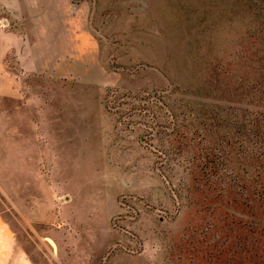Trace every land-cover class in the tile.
<instances>
[{
    "label": "rangeland",
    "instance_id": "374dc122",
    "mask_svg": "<svg viewBox=\"0 0 264 264\" xmlns=\"http://www.w3.org/2000/svg\"><path fill=\"white\" fill-rule=\"evenodd\" d=\"M26 1L0 0V31L33 37ZM71 1L95 59L66 77L0 62V264H264L244 207L194 188L203 136L227 132L211 123L244 112L240 5Z\"/></svg>",
    "mask_w": 264,
    "mask_h": 264
},
{
    "label": "trees",
    "instance_id": "16d2710c",
    "mask_svg": "<svg viewBox=\"0 0 264 264\" xmlns=\"http://www.w3.org/2000/svg\"><path fill=\"white\" fill-rule=\"evenodd\" d=\"M232 2L233 20L240 19L236 15V5H240L244 14V41L238 43L244 48L237 56L244 71V76H239L244 82V112L239 118V113L233 110L225 118L226 123H211L217 126L215 129L224 127L227 132L224 136H208L209 140L203 136L202 151L194 156L199 167L198 176L195 172L194 188L208 192L212 201L221 200L233 210L236 205L244 207V218L239 223L250 233L244 237V245L249 251L259 242L254 236L264 235V109L260 108L264 105V0ZM209 81L211 86L202 85L208 92L214 85ZM202 105L199 110L211 114L212 109L205 108L209 103ZM212 125L206 124L204 130L211 131ZM238 160L240 163L236 164ZM213 226L208 225L207 230Z\"/></svg>",
    "mask_w": 264,
    "mask_h": 264
},
{
    "label": "crops",
    "instance_id": "0c3cea01",
    "mask_svg": "<svg viewBox=\"0 0 264 264\" xmlns=\"http://www.w3.org/2000/svg\"><path fill=\"white\" fill-rule=\"evenodd\" d=\"M33 2L32 6L28 5V12L33 13L30 22L33 37L24 38L14 31H0L1 63L12 53L25 73L66 77L73 73V61L96 58L97 39L90 31L86 7H75L71 0ZM72 9H77L75 14Z\"/></svg>",
    "mask_w": 264,
    "mask_h": 264
}]
</instances>
